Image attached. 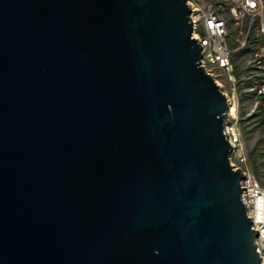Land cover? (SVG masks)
<instances>
[{
    "label": "water",
    "instance_id": "95a60500",
    "mask_svg": "<svg viewBox=\"0 0 264 264\" xmlns=\"http://www.w3.org/2000/svg\"><path fill=\"white\" fill-rule=\"evenodd\" d=\"M186 0H0V264H264Z\"/></svg>",
    "mask_w": 264,
    "mask_h": 264
},
{
    "label": "built area",
    "instance_id": "2783aa9c",
    "mask_svg": "<svg viewBox=\"0 0 264 264\" xmlns=\"http://www.w3.org/2000/svg\"><path fill=\"white\" fill-rule=\"evenodd\" d=\"M186 3L191 36L200 47V66L226 99L224 131L231 150L229 164L241 171L240 200L256 233L255 243L264 262V188L248 167L237 117L241 111L263 116L264 0H186ZM246 96L253 101L249 111L240 103L241 97Z\"/></svg>",
    "mask_w": 264,
    "mask_h": 264
},
{
    "label": "rangeland",
    "instance_id": "374dc122",
    "mask_svg": "<svg viewBox=\"0 0 264 264\" xmlns=\"http://www.w3.org/2000/svg\"><path fill=\"white\" fill-rule=\"evenodd\" d=\"M246 111L252 109L253 101L249 97H241V102ZM238 126L243 132V142L248 157V167L264 188V109L263 116L254 113L238 114Z\"/></svg>",
    "mask_w": 264,
    "mask_h": 264
}]
</instances>
